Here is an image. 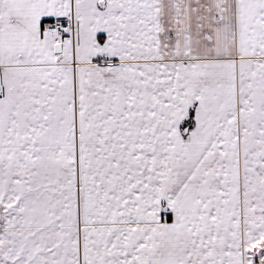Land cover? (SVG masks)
Returning <instances> with one entry per match:
<instances>
[{
  "label": "snow or ice",
  "instance_id": "obj_1",
  "mask_svg": "<svg viewBox=\"0 0 264 264\" xmlns=\"http://www.w3.org/2000/svg\"><path fill=\"white\" fill-rule=\"evenodd\" d=\"M0 264H264V0H0Z\"/></svg>",
  "mask_w": 264,
  "mask_h": 264
}]
</instances>
